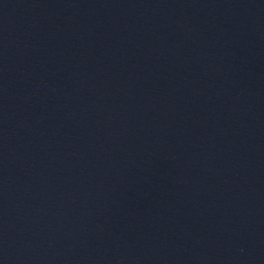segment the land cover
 I'll return each mask as SVG.
<instances>
[{"label":"water","instance_id":"obj_1","mask_svg":"<svg viewBox=\"0 0 264 264\" xmlns=\"http://www.w3.org/2000/svg\"><path fill=\"white\" fill-rule=\"evenodd\" d=\"M0 264H264V0H0Z\"/></svg>","mask_w":264,"mask_h":264}]
</instances>
